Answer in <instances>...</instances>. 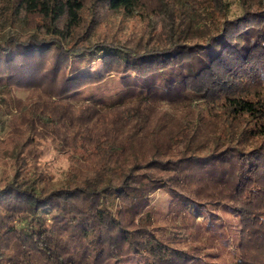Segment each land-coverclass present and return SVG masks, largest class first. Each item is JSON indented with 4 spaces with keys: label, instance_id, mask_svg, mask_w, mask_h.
<instances>
[{
    "label": "trees",
    "instance_id": "16d2710c",
    "mask_svg": "<svg viewBox=\"0 0 264 264\" xmlns=\"http://www.w3.org/2000/svg\"><path fill=\"white\" fill-rule=\"evenodd\" d=\"M239 2L231 17L227 0H0L35 30L0 41V145L19 137L0 264H183L185 220L223 215L238 262L264 264V0ZM97 60L107 75H74ZM35 128L70 154L63 183L22 156Z\"/></svg>",
    "mask_w": 264,
    "mask_h": 264
},
{
    "label": "rangeland",
    "instance_id": "374dc122",
    "mask_svg": "<svg viewBox=\"0 0 264 264\" xmlns=\"http://www.w3.org/2000/svg\"><path fill=\"white\" fill-rule=\"evenodd\" d=\"M11 0H7L9 2ZM230 5V16L234 17L241 12L239 0H227ZM6 7H0V41L6 39L9 35L28 30L34 32L27 26V17L23 10H20L16 16L12 17L4 11ZM144 14L139 13V9L135 8L132 15L118 13L116 19L122 21L125 30L135 29L143 22ZM65 19L59 21V26L64 25ZM108 71L101 60L92 62L91 64L82 67L74 75H91L104 76ZM24 92L19 91L18 95L24 96ZM14 110L9 107L0 106V136L4 137L9 128V122ZM19 142V137H13L11 143L6 146L0 145V158L7 161V164L0 165V180L10 177L16 154V147ZM70 154L68 152H58L52 146L49 138L40 129H33L32 138L23 152L22 156L29 164L37 163L42 165L49 173L54 176L57 183H63L72 166L70 163ZM204 187L201 189L203 193H209ZM212 189V188H211ZM217 189V188H216ZM156 202L165 203L162 200V194L153 196ZM42 211H48V206L44 205ZM208 216H199L198 221L192 223L189 219L185 221L190 223L189 227L185 228L184 233L187 238H179L181 240L180 248L186 252V262L183 264H240V225L235 217L223 215L209 220ZM200 220V221H199ZM189 221V222H188ZM179 222L174 217H170V221H166L169 227L174 228ZM21 224H24L21 222ZM132 225H138L135 221ZM131 225V226H132ZM175 239V236H173ZM103 264H111V261H106ZM120 264H152L144 260L136 259L133 262L124 260Z\"/></svg>",
    "mask_w": 264,
    "mask_h": 264
}]
</instances>
